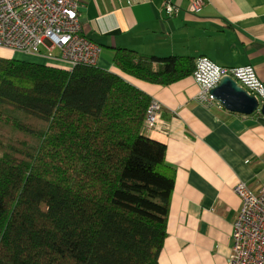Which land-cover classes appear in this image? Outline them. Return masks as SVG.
Instances as JSON below:
<instances>
[{"label": "trees", "instance_id": "trees-1", "mask_svg": "<svg viewBox=\"0 0 264 264\" xmlns=\"http://www.w3.org/2000/svg\"><path fill=\"white\" fill-rule=\"evenodd\" d=\"M112 62L168 86L196 59ZM151 102L96 66L0 57V264H159L175 172L143 134Z\"/></svg>", "mask_w": 264, "mask_h": 264}, {"label": "crops", "instance_id": "crops-1", "mask_svg": "<svg viewBox=\"0 0 264 264\" xmlns=\"http://www.w3.org/2000/svg\"><path fill=\"white\" fill-rule=\"evenodd\" d=\"M166 2L177 15L166 16ZM79 5L83 33L100 47L96 67L161 105L155 123L143 132L165 144V162L175 172L158 263L227 264L241 205L233 188L242 183L256 190L264 184V116L232 113L215 100L202 103L192 76L168 86L151 84L122 73L112 59L116 49L159 58L205 57L220 67H253L264 87V0H207L199 15L190 13L189 0H80ZM24 56L35 55L0 49V57L31 62ZM42 60L37 64L65 66Z\"/></svg>", "mask_w": 264, "mask_h": 264}, {"label": "built area", "instance_id": "built-area-1", "mask_svg": "<svg viewBox=\"0 0 264 264\" xmlns=\"http://www.w3.org/2000/svg\"><path fill=\"white\" fill-rule=\"evenodd\" d=\"M79 3L80 0H0V49L62 63L67 71L78 65L97 66L100 47L83 33ZM206 3L207 0H189L190 13L199 15ZM164 9L168 17L178 13L169 2ZM54 50L57 56L52 55ZM192 77L202 103L214 101L211 91L224 78L233 80L259 103L264 102V87L251 66L220 67L200 57ZM160 113L161 105L152 101L146 111L145 128L152 126ZM233 193L241 205L232 224V246L226 262L264 264V184L250 190L240 183Z\"/></svg>", "mask_w": 264, "mask_h": 264}, {"label": "water", "instance_id": "water-1", "mask_svg": "<svg viewBox=\"0 0 264 264\" xmlns=\"http://www.w3.org/2000/svg\"><path fill=\"white\" fill-rule=\"evenodd\" d=\"M211 94L214 100L229 112L245 116L257 112L264 116V103L260 105L253 96L229 78L222 79Z\"/></svg>", "mask_w": 264, "mask_h": 264}, {"label": "rangeland", "instance_id": "rangeland-1", "mask_svg": "<svg viewBox=\"0 0 264 264\" xmlns=\"http://www.w3.org/2000/svg\"><path fill=\"white\" fill-rule=\"evenodd\" d=\"M41 51H42V53H45V49L42 48ZM52 55L57 56L58 51L57 50L52 51ZM22 60H27V61H31V62H35V63H42L43 62V60L41 58L36 57V56H24V58H22ZM44 65H47V64H44Z\"/></svg>", "mask_w": 264, "mask_h": 264}]
</instances>
